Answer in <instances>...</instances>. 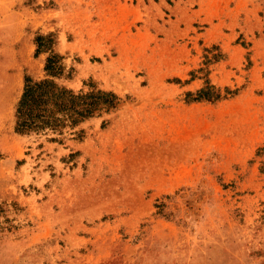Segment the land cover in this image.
<instances>
[{
	"label": "rangeland",
	"instance_id": "obj_1",
	"mask_svg": "<svg viewBox=\"0 0 264 264\" xmlns=\"http://www.w3.org/2000/svg\"><path fill=\"white\" fill-rule=\"evenodd\" d=\"M17 7L42 60L0 78V264H264V0ZM27 76L116 105L20 133Z\"/></svg>",
	"mask_w": 264,
	"mask_h": 264
},
{
	"label": "trees",
	"instance_id": "obj_2",
	"mask_svg": "<svg viewBox=\"0 0 264 264\" xmlns=\"http://www.w3.org/2000/svg\"><path fill=\"white\" fill-rule=\"evenodd\" d=\"M36 49V55L38 54ZM53 55L46 58L44 69L51 71ZM55 97L56 101L52 103L54 107H49L48 97ZM103 98L101 103L88 101L87 98ZM60 98L61 103H60ZM117 98L111 92L98 90L95 93L86 95H76L67 89H60L52 80L44 79L36 81L27 76L22 96L17 102L15 109V130L24 133L30 129L42 128L52 124V120H58L54 115L56 111L72 110L75 114V120L80 121L93 115L97 109H109L116 105L114 99ZM78 99V100H76ZM52 118V119H51Z\"/></svg>",
	"mask_w": 264,
	"mask_h": 264
},
{
	"label": "crops",
	"instance_id": "obj_3",
	"mask_svg": "<svg viewBox=\"0 0 264 264\" xmlns=\"http://www.w3.org/2000/svg\"><path fill=\"white\" fill-rule=\"evenodd\" d=\"M18 1L0 0V78L6 81L9 90L12 77H18L24 65H29L33 59L42 60L33 52L31 34L26 32L24 26L21 27L25 11L17 7ZM36 68L35 71L39 72V66Z\"/></svg>",
	"mask_w": 264,
	"mask_h": 264
}]
</instances>
